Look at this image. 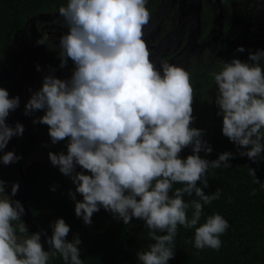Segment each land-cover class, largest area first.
<instances>
[{
    "label": "clouds",
    "instance_id": "clouds-1",
    "mask_svg": "<svg viewBox=\"0 0 264 264\" xmlns=\"http://www.w3.org/2000/svg\"><path fill=\"white\" fill-rule=\"evenodd\" d=\"M147 3L67 0L61 5L62 20L53 23L66 31L59 37L57 56L61 69L71 61V75L61 79L51 68L38 90L29 89L24 115L42 111L33 124L48 126L51 144L67 141L66 152L50 151L48 158L75 185V191L68 192L75 215L89 226L101 208L125 225L133 218L144 221L154 242L137 253L139 264H169L175 257L178 226L194 229V240L186 242L196 249L220 250L229 221L218 213L200 221L205 205L218 200L221 189L211 194L204 189L209 187V170L230 168L236 154L201 157L213 149L203 139L205 130L191 127L196 119L191 74L166 62L158 68L150 59L143 38L151 18ZM49 39L43 33L36 43L48 45ZM236 51L245 49L239 46ZM262 61L264 50L249 51L248 61H222L220 70L210 74L217 87L214 102L223 118L222 134L237 146L240 157L257 163L264 159ZM19 106L20 97H10L0 87V163L5 166L23 159L14 150L4 151L13 137L24 135L22 123L13 127L6 122ZM188 147L192 154L181 158ZM248 171L253 182L261 184L256 170ZM19 189V182L0 178V264H49L57 254L64 264H83L82 241L78 234L67 239L71 228L63 218L51 222V235L47 230L29 232L24 205L13 199ZM185 195L196 198L186 202Z\"/></svg>",
    "mask_w": 264,
    "mask_h": 264
},
{
    "label": "trees",
    "instance_id": "trees-1",
    "mask_svg": "<svg viewBox=\"0 0 264 264\" xmlns=\"http://www.w3.org/2000/svg\"><path fill=\"white\" fill-rule=\"evenodd\" d=\"M66 3L67 0H0V69L6 67L7 61L16 52L14 46L20 39L25 21L41 12L58 11L59 7ZM158 3L159 0H148L147 7L151 14ZM58 45L49 40L48 45L40 46L38 64L41 71L37 74L36 90L42 86L43 76L47 75L51 68L56 69L55 75L61 79L70 77L64 75L59 68ZM221 65L222 63L199 66L189 70L194 88L193 116L196 117L191 127L205 130L203 138L213 149L207 155L201 152L202 158L215 160L225 151L236 154L230 160V168L209 170V187L204 189L205 194H211L217 188L221 189V194L220 198L211 205H205L200 221L203 224L208 215L218 213L229 221L230 227L220 237L222 241L220 250L215 251L209 248L198 250L193 244L187 243L188 240H194V229L178 226L175 257L169 261V264H264V186H262L264 159L257 163L246 156L240 157L237 146L222 134L223 118L217 115L219 108L214 102L217 91L209 93L213 85L210 74L219 71ZM8 85V80H0V87L8 89ZM204 103L207 105L205 115L199 118L198 114ZM43 114L42 111L36 112L33 114V119ZM35 126L40 140L48 147L49 152L67 151L66 144L63 147L60 146L61 142L56 145L51 144L48 126L40 124ZM25 133L22 137H13L4 151H12L18 147ZM186 157L181 156L185 159ZM47 160L51 163L48 155ZM22 163L23 159L18 163L2 165L0 173L8 175L14 182L21 183L18 168ZM249 168L256 170V178L261 184L253 182ZM79 170L78 168L77 171ZM36 176L37 182L26 194V206L32 223L30 224L25 216L23 217L30 233L47 230L48 235H51V222L63 218L71 228L67 239L71 240L78 234L82 241L79 247L83 264H139L137 253L147 250L148 245L154 242L148 235L144 221L133 218L130 224L125 225L122 220L115 219L110 212L101 208L99 212L94 213L92 224L85 225L82 218L75 215L74 201L68 195L70 189L75 191L71 178L63 175L58 167H53L51 164L39 168ZM53 185H58L55 191L51 190ZM198 186L202 185L198 183ZM175 187L182 185H174ZM253 190L256 195H252ZM76 198L83 199L78 193ZM195 198L185 195L186 202ZM191 214L192 210L189 209V218ZM42 242L47 250L48 245L43 236ZM49 264H64V262L57 254V258L50 260Z\"/></svg>",
    "mask_w": 264,
    "mask_h": 264
},
{
    "label": "flooded vegetation",
    "instance_id": "flooded-vegetation-1",
    "mask_svg": "<svg viewBox=\"0 0 264 264\" xmlns=\"http://www.w3.org/2000/svg\"><path fill=\"white\" fill-rule=\"evenodd\" d=\"M241 1L159 0L155 10L151 14V18L165 7L161 18L153 24H147L144 27L143 38L150 52V59L153 60L158 68L160 67V63L166 62L182 66L188 71L199 66L205 67L222 63L224 60L218 56L220 53L218 51L224 47L222 39L231 24L232 9L235 4ZM36 27L41 34L40 38L43 33H48L50 36L49 40L57 44H59L60 35L66 31L59 24L44 21H37ZM14 50L16 52L7 61L6 67L0 69V80L9 81L7 89L9 94L17 91L22 105L25 107L26 102L31 97L29 89L35 91L37 88L38 71L36 72V76L32 78L24 70V65L29 56L30 43L28 37L24 40L22 39V31L20 39L14 46ZM246 60L248 59L242 61ZM72 67L73 65L70 61L68 67L61 69V71L64 75L70 76ZM16 85L18 86L15 88ZM206 107L207 105L204 103L203 109L201 108L198 114L199 118L204 117ZM29 117L33 122V115ZM6 122L10 126H13L16 122H20L25 126V137L18 145L19 147L29 135L28 125L17 111L11 112ZM47 161L39 162L40 168L45 166V164H51Z\"/></svg>",
    "mask_w": 264,
    "mask_h": 264
},
{
    "label": "rangeland",
    "instance_id": "rangeland-1",
    "mask_svg": "<svg viewBox=\"0 0 264 264\" xmlns=\"http://www.w3.org/2000/svg\"><path fill=\"white\" fill-rule=\"evenodd\" d=\"M222 44L224 47L218 51L220 52L218 56L226 62H230L233 58L245 60L249 57V51L264 50V0H242L234 5L231 24L222 39ZM239 46H243L245 51L242 53L237 52L236 49ZM214 91H217V87L213 81L210 93ZM60 144L63 147L66 141H62ZM48 152V147L41 140H38L24 154L23 163L18 168L21 183H19L20 189L13 199L21 201L24 205L25 216H27L30 224L32 222L26 206V194L30 187L37 182L36 172L40 168L39 162L47 160ZM190 154H192V149L188 147L181 152L180 156ZM0 178L8 181L9 184L14 182L10 177L1 174ZM6 191L10 194L11 187L9 186Z\"/></svg>",
    "mask_w": 264,
    "mask_h": 264
},
{
    "label": "water",
    "instance_id": "water-1",
    "mask_svg": "<svg viewBox=\"0 0 264 264\" xmlns=\"http://www.w3.org/2000/svg\"><path fill=\"white\" fill-rule=\"evenodd\" d=\"M198 8H199V6H198ZM163 10H165V7H164ZM162 11L156 13L154 15V17H152L150 19L148 24H151V23L153 24L156 20L161 18ZM57 19H61L62 20V17L59 16L58 11L41 12V13H38L36 15H33V16L29 17L24 23V26H23V29H22V39L24 40L26 37H28L29 38V43H30L29 56H28V59H27L25 65H24V70H25V72L27 74H30L32 76V78H34L36 76L37 65H39L38 64V59H39V52H40V45H38L36 43V41L38 39H40L41 34L39 33V31H38V29L36 27V22L37 21H44V22L53 23V21L57 20ZM17 86L18 85H16L15 88ZM16 96H19L17 91L10 93V97H16ZM16 111L19 113V115L22 117V119L26 122V124L28 125V128H29V135L26 138V140L19 147H17L14 150L17 156H23L29 149L32 148V146L34 144H36V142L39 139V136H38L37 129H36L35 125L33 124L32 120L30 119V117L24 115V107L22 105L21 98H20V106H19V108ZM2 165L3 164L0 163V167ZM25 218L28 221L27 216H25Z\"/></svg>",
    "mask_w": 264,
    "mask_h": 264
}]
</instances>
